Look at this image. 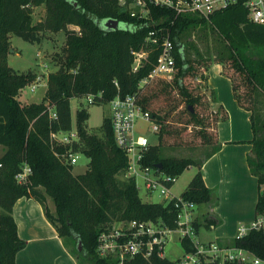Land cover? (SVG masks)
I'll use <instances>...</instances> for the list:
<instances>
[{
    "label": "trees",
    "instance_id": "16d2710c",
    "mask_svg": "<svg viewBox=\"0 0 264 264\" xmlns=\"http://www.w3.org/2000/svg\"><path fill=\"white\" fill-rule=\"evenodd\" d=\"M246 1L239 0L209 17L176 18L169 10L155 9V16L169 17L163 23L178 44L177 72L171 80L158 79L140 89L139 83L153 69L159 51L151 53L138 72H132V50L142 48L150 26L130 18L118 0H0V143L6 147L0 157V264H16L18 251L26 246L13 215L14 204L22 196L43 205L65 245V237L77 241L76 252H71L79 264H118L97 251L99 233L116 221L164 217L174 224L173 204L143 201L135 178L126 175L127 154L115 141L111 118H104L99 131L90 128V112L81 101L90 94L95 95L93 104H107L117 94L137 92L143 107L160 124L157 143L148 146L144 163L157 173L176 179L188 167L197 166L198 171L182 195L197 204L217 203L216 190L206 186L203 161L164 155L161 150L170 138L174 137V143H196L200 135L215 141L206 157L219 150L218 125L229 120V113L221 103L214 108L217 97L209 89L208 79L215 63L222 64V73L232 79L238 104L251 112L254 159L250 158L249 163L263 188L259 191L256 215L264 212V24L249 19ZM37 5H45V12L34 22L33 7ZM106 18L141 28L108 31L101 28ZM72 25L80 27V31H70ZM59 30L67 32V39L59 54L58 69L48 75L45 100L21 101L20 90L31 84L36 74L19 72L9 65L10 36L17 34L40 43L46 31ZM181 46L183 55L179 52ZM72 98L79 100L75 125L79 137L65 145L53 141L51 133L73 128ZM161 98L165 109L159 106ZM180 109L187 115L183 129L195 137L185 139L175 128L173 117ZM209 129L213 132L208 135ZM70 151L90 158L85 172L73 173L74 165L64 157ZM160 163L161 168L156 166ZM25 165L32 172L25 182H18L16 175ZM48 198L54 203V211ZM218 221L207 212L196 225L199 228ZM79 239L82 250L77 248ZM230 243L264 258L262 231L252 230ZM183 245L187 251L193 249L190 239H184ZM125 264L173 263L158 257L147 260L136 256Z\"/></svg>",
    "mask_w": 264,
    "mask_h": 264
},
{
    "label": "built area",
    "instance_id": "2783aa9c",
    "mask_svg": "<svg viewBox=\"0 0 264 264\" xmlns=\"http://www.w3.org/2000/svg\"><path fill=\"white\" fill-rule=\"evenodd\" d=\"M239 0H118L119 6L130 18L142 25L150 26L145 42L140 49H133L132 72H138L148 61L151 53L159 51L157 60L151 72L144 77L139 88L158 80H171L177 72L176 50L178 44L172 37L171 31L164 26L169 17L155 16V9L171 11L176 18L187 15H199L209 17L216 11L227 8ZM246 6L249 9L248 17L251 21L264 24V0H248ZM175 18V19H176ZM175 19L172 20L174 23ZM120 21V20H119ZM124 22V28L132 31L140 27L134 23ZM180 52V48H179ZM43 78L40 76L30 85L35 90ZM118 86V82L115 81ZM102 96V93H99ZM88 103L95 99L94 94L86 97ZM112 114L109 116L113 125L114 137L117 145L127 154L126 175L134 177L136 182L143 178L145 187L149 193L160 191L165 196L163 204L172 203L175 209L174 224L171 225L167 218L160 217L157 220H120L111 226L104 228L98 235L97 251L100 256L117 260L118 264H125L136 256L147 260L154 257L168 259L173 264H246L253 260L256 264H264V258L254 257L253 253L243 247L232 245V239H214L201 241L198 239L199 229L196 223L200 221L198 204L185 198L182 194L172 192L171 183L176 178L157 173L153 167L144 163L145 152L152 142L149 137L137 131V120H143L151 124L153 132L160 130V124L153 118L150 111L146 110L138 93L126 95L117 94L108 103ZM53 116H56L53 113ZM79 137L76 126L70 130H61L51 133V139L61 144H70ZM79 154L68 152L64 154L67 162L74 165L78 162ZM32 172L31 167L25 165L23 170L16 175L18 182H25ZM153 172V177L150 173ZM264 185V184H263ZM138 186V183H137ZM139 187V186H138ZM252 230L262 231L264 234V212L251 220L238 225L234 238H242ZM178 236V243L182 249L179 256L168 255L171 237ZM184 239H190L193 249L187 251L183 245ZM255 255V254H254Z\"/></svg>",
    "mask_w": 264,
    "mask_h": 264
},
{
    "label": "crops",
    "instance_id": "0c3cea01",
    "mask_svg": "<svg viewBox=\"0 0 264 264\" xmlns=\"http://www.w3.org/2000/svg\"><path fill=\"white\" fill-rule=\"evenodd\" d=\"M222 70L223 66L220 63L210 67L208 86L217 97L216 103L223 104L227 109L229 120L219 123L220 148L212 156L204 158L202 171L206 186L216 187L212 190L220 193V197L222 190H226L224 187L226 184L229 191L236 190V183L243 187L242 206L235 213H224L221 206H215L218 202L212 205L214 208L209 206L210 210H207L219 219L210 227L215 228L218 224L224 227L219 235L227 241L234 238L240 222H250L256 217L259 181L258 176L252 173L249 163L253 154V144L250 140L254 136L251 112L238 104L234 97L232 79L225 76ZM242 177L243 182L240 184L239 180ZM220 199L223 200V197ZM213 210H216V214L221 215V218ZM13 215L19 235L26 240V246L16 255V264H79L46 216L41 203L31 197L22 196L14 204ZM202 216L200 218H203ZM218 236L210 240L223 239Z\"/></svg>",
    "mask_w": 264,
    "mask_h": 264
},
{
    "label": "rangeland",
    "instance_id": "374dc122",
    "mask_svg": "<svg viewBox=\"0 0 264 264\" xmlns=\"http://www.w3.org/2000/svg\"><path fill=\"white\" fill-rule=\"evenodd\" d=\"M33 18L34 22L39 20L44 15L45 5H37L33 7ZM124 25V22L120 23V26ZM70 31H80V27L72 25L70 26ZM67 32L64 30L59 31H46L43 37L42 42H31L25 40L21 36L17 34H12L10 36V49H12L9 53L8 62L9 65L12 66L19 72H31L36 74V79L40 76L43 78V82L33 90L31 85H27L20 90L19 99L23 102H42L45 100V96L48 90V75L50 72L58 69L59 64L61 63L60 55L63 51V47L66 44ZM33 81V82H34ZM165 98V97H162ZM159 100V106L163 109L166 108L165 101ZM81 101L87 106L90 112V118L88 120V124L90 128L93 130L99 131L103 120L105 117H109L112 114L111 108L107 104H93L88 103L86 98L81 99ZM79 100L77 98H72L71 106H72V119L73 125H76L77 120V110H78ZM182 106V103L179 107ZM217 103L214 105L216 108ZM187 118L186 112L180 109L175 116L173 117V122H175L174 126L179 131L182 132V136L185 139L195 137V134L191 131H185L184 124L182 123ZM137 131L141 132V134L146 135L150 138L152 142L157 143V135L153 132L151 124L149 122L139 118L137 120ZM179 131V132H180ZM212 134V129L207 130ZM198 142L196 143H186V141H179L178 143H174V137L169 139L167 143H163L161 150L164 155L168 156H177V157H189L193 158L196 161L202 162L207 154L211 151L212 146L214 144V139H209L206 135H200ZM171 140V141H170ZM211 141V142H208ZM6 147L5 145L0 143V157L5 153ZM251 159H254V155L252 154ZM90 158L84 154H79L78 162L73 166V173L79 174L85 172L89 167ZM198 171L197 166L188 167L175 181V183L171 186V190L174 194L180 195L187 188L189 182ZM153 172L150 173V176L153 177ZM243 177L240 178L239 183L242 184ZM137 183L139 186L140 196L145 202H165V196L160 191H155L153 193H149L147 188L145 187V183L143 178L137 179ZM222 190V196L220 197V193H218V203L215 205L216 207L219 205L221 209L226 214L235 213L236 210L241 208V196L243 194V187L236 183V190L229 191L227 188V184ZM209 188V187H208ZM210 189H216L210 188ZM263 188L258 186V191H262ZM215 191V190H214ZM223 197V200L220 199ZM48 205L54 211V203L51 198H48ZM213 204L203 203L198 204L197 211L199 214L207 212L210 210L209 206ZM214 206V207H215ZM213 207V206H212ZM213 207V208H214ZM1 211V208H0ZM213 212L216 214V210ZM221 218V215L216 214ZM204 216V215H203ZM202 216V217H203ZM236 218V217H234ZM200 221H203V218H200ZM242 223V222H240ZM224 227H221L219 224L215 228H211L205 224H202L200 227V233L198 239L201 241L213 239L215 236H218L220 232H222ZM218 237L223 238V236L219 235ZM66 246L71 250L76 252V240L71 237H65ZM224 239V238H223ZM171 244H169L168 255L170 257H175L178 254H181V247L178 243V236L173 235L171 237ZM254 257H257L253 254ZM246 264H256L253 260L248 261Z\"/></svg>",
    "mask_w": 264,
    "mask_h": 264
},
{
    "label": "water",
    "instance_id": "95a60500",
    "mask_svg": "<svg viewBox=\"0 0 264 264\" xmlns=\"http://www.w3.org/2000/svg\"><path fill=\"white\" fill-rule=\"evenodd\" d=\"M120 21L116 18H106L104 19L102 22H101V28L102 29H105V30H115L117 28H123L124 25L122 24V26H120ZM180 53L181 55H183V47L181 46L180 48ZM190 109L193 110V108L190 106ZM156 166L158 167H162V164H157ZM82 246H83V242L81 239L78 240V243H77V248L78 250H82Z\"/></svg>",
    "mask_w": 264,
    "mask_h": 264
}]
</instances>
